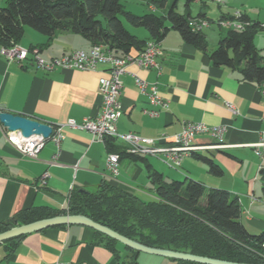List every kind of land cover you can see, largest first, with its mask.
Returning a JSON list of instances; mask_svg holds the SVG:
<instances>
[{"label":"crops","instance_id":"crops-1","mask_svg":"<svg viewBox=\"0 0 264 264\" xmlns=\"http://www.w3.org/2000/svg\"><path fill=\"white\" fill-rule=\"evenodd\" d=\"M213 2L220 9L215 18L209 13V0L192 3L198 12L194 13L190 6V13L195 17L204 12L217 25L224 17L246 14L238 11L223 13L220 1ZM148 10L145 14L154 12L155 8L148 6ZM185 12L186 7L180 13ZM250 18L264 25L263 20ZM125 26L138 38L149 39L145 29L126 23ZM211 26L213 24L208 28ZM19 45L26 49L40 48L41 56L46 60L72 51L102 49L93 47L90 41L71 32H57L53 38H48L31 28H26ZM160 45L163 51L158 60L160 73L131 64L123 77L118 124V131L122 134H118L134 133L144 138L160 139L179 133L184 122H193L210 128L225 126L224 143L229 147L194 154L184 161L180 169L170 168L156 158H146L147 162H144L122 157L119 175L113 177L107 163L114 152L106 142L93 141V135L88 131L64 128L65 138L60 151L49 140L38 158L32 160L23 157L7 142L5 129L0 123V226L13 223L26 209L48 207L56 211L67 210L69 197L74 191L96 193L104 184H112L144 201H152L156 195L148 178V163L161 172L167 182L190 178L208 188L228 190L240 201L241 221L248 231L252 234L264 231V157H259L257 152L259 149L264 153V147L255 146L264 143L263 88L244 81L236 70L215 67L206 53L184 42L173 29ZM217 46L208 44L210 51ZM255 46L264 56V31L256 36ZM137 53L134 51L132 55ZM108 75L109 69L105 65L93 72L58 70L48 74L34 65L9 64L0 55V111L23 115L52 126L70 120L81 123L100 113V79ZM135 77L156 84L159 94L168 101V109L163 110L159 117L152 118L144 113L153 107L140 93ZM230 106L237 110V114L231 111ZM210 142L207 137L197 139L198 144ZM203 158L221 167L223 175L211 174ZM45 173L49 178L47 185L42 186L40 178ZM116 249L118 253L110 251L106 240L90 228L59 226L24 236L10 255L6 245L0 244V264H52L58 261L63 264H180L165 257L134 253L121 244H117Z\"/></svg>","mask_w":264,"mask_h":264},{"label":"trees","instance_id":"trees-1","mask_svg":"<svg viewBox=\"0 0 264 264\" xmlns=\"http://www.w3.org/2000/svg\"><path fill=\"white\" fill-rule=\"evenodd\" d=\"M178 1L172 4L169 0H147V6H153L155 11L138 15L126 11L120 0H10L5 7H0V46L19 44L26 28H31L48 38H53L57 32H71L90 41L93 47L125 57L142 51L150 40L161 43L173 29L184 42L206 53L215 67L236 70L244 81L264 89V56L255 46L256 36L264 31V25L242 14L240 22L244 29H227L217 48L210 51L205 34L193 31L191 21L214 22L204 12L192 16L190 6L197 0L186 1L184 14L177 10ZM124 21L145 29L149 39L142 40L132 34ZM106 144L120 158L147 162L144 157L128 155L124 146L130 145L124 140L109 138ZM203 159L211 174L223 175L221 167L210 159ZM147 173L156 195L152 201L104 184L96 193L74 191L67 210L26 209L16 219L19 225H27L58 215H82L147 247L234 263L264 264V231L260 234L248 231L241 221L240 201L231 192L208 188L190 178L167 182L164 175L148 163ZM13 227V223L3 224L0 233ZM96 233L106 240L110 251L118 253L116 245L120 243ZM23 237L4 243L8 255L15 251Z\"/></svg>","mask_w":264,"mask_h":264},{"label":"built area","instance_id":"built-area-1","mask_svg":"<svg viewBox=\"0 0 264 264\" xmlns=\"http://www.w3.org/2000/svg\"><path fill=\"white\" fill-rule=\"evenodd\" d=\"M0 55L11 63L21 65H34L38 70L45 73H53L58 70H79L96 71L100 66L105 65L109 69V75L100 79V94L102 106L100 113L94 118L84 119L81 123L70 120L65 124L53 126V134L50 140L54 142L60 151L64 140V128H72L88 131L93 135V141L99 142V137L106 132H117L120 121L121 101L123 89V77L127 73L129 65L135 64L143 69H155L161 72L159 58L163 51L161 45L146 43L142 51L137 55H128L123 59H114L107 50L72 51L63 56L46 60L41 56L40 48L26 49L19 44L0 46ZM136 86L140 93L146 96L153 109L145 110L144 113L152 118L160 116L163 110L168 109L169 103L158 91L156 84H149L141 78L135 77ZM264 99V89H262ZM231 111L237 114V110L230 106ZM227 131L225 126L210 128L205 124L184 122L182 130L172 137L163 136L160 139L144 138L134 133H127L130 139V146H124L126 153H139V157L156 158L173 169H180L184 161L194 154L202 151L223 150L229 146L224 143V135ZM122 134V133H120ZM7 142L12 145L25 158L36 160L46 146L49 139L42 135L25 138L20 131H9L5 129ZM207 137L211 140L209 144H198L197 139ZM264 147V143L255 145ZM259 157L264 153L257 150ZM111 176L119 175L120 158L110 157L107 163ZM49 174L45 173L40 178L42 186L47 185ZM52 264H63L55 262Z\"/></svg>","mask_w":264,"mask_h":264},{"label":"water","instance_id":"water-1","mask_svg":"<svg viewBox=\"0 0 264 264\" xmlns=\"http://www.w3.org/2000/svg\"><path fill=\"white\" fill-rule=\"evenodd\" d=\"M0 123L4 129L9 131H20L25 138L32 136L42 135L46 139H51L53 134V126L32 119L23 115L14 114L9 111H0ZM84 192V191H83ZM14 227L8 231L0 233V244L5 243L9 240L16 239L29 234L44 231L49 228L59 226H82L87 227L95 232H99L116 242L123 245L125 248L133 250L137 253H145L168 259L181 261V262H192L196 264H241L228 262L223 260L212 259L208 257L197 256L190 253L175 252L166 249H157L147 247L139 242L131 240L125 236L120 235L116 231L98 224L90 218L82 215H58L53 218L43 219L27 225H19L18 220H13Z\"/></svg>","mask_w":264,"mask_h":264},{"label":"rangeland","instance_id":"rangeland-1","mask_svg":"<svg viewBox=\"0 0 264 264\" xmlns=\"http://www.w3.org/2000/svg\"><path fill=\"white\" fill-rule=\"evenodd\" d=\"M10 0H0V7H5L7 5V2ZM123 4L124 8L128 12H132L134 14L138 15H144L146 11L149 12L148 6H147V0H120ZM175 0H170V2L173 4ZM187 0H179L178 1V12H183L185 9ZM214 1V0H213ZM212 0H209V13L210 15L215 18V16L220 14V9L217 6V4H214ZM220 5H222L221 11L223 13H235V12H243L248 14L250 17L255 19H261L264 21V0H219ZM171 4V5H172ZM192 11H197V6L193 4L191 6ZM235 16V15H234ZM124 23L128 24L124 21ZM228 30L223 28L219 29V26L217 23L213 24L211 28H206L204 30V34L208 38V44L210 46L214 44H218L220 36L223 34H226Z\"/></svg>","mask_w":264,"mask_h":264},{"label":"bare ground","instance_id":"bare-ground-1","mask_svg":"<svg viewBox=\"0 0 264 264\" xmlns=\"http://www.w3.org/2000/svg\"><path fill=\"white\" fill-rule=\"evenodd\" d=\"M241 16H242L241 13H236L233 19L219 21L218 26L221 28H226V29L235 28L238 30H243L244 25L240 22ZM210 25L211 24L205 20L191 21V28L195 32H202L204 29L210 27ZM148 43H151L152 45H160V43H158L155 40H150V41H148ZM96 50H99V49H96ZM100 50H103V49H100ZM113 58L114 59H123V57H117L114 55H113ZM109 138H118V139L124 140L125 142H127L130 145L129 135H123L122 136V135H119L117 132H106L104 136L99 137V142L105 143L106 140ZM132 155L139 156V153H132ZM110 157L120 158L119 155H117V154H112V155H110Z\"/></svg>","mask_w":264,"mask_h":264}]
</instances>
